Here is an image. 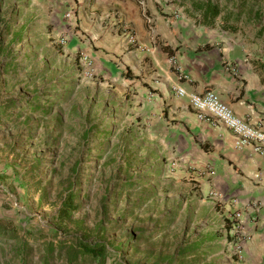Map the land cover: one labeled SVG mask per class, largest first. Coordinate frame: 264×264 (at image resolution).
Listing matches in <instances>:
<instances>
[{"label": "rangeland", "instance_id": "rangeland-1", "mask_svg": "<svg viewBox=\"0 0 264 264\" xmlns=\"http://www.w3.org/2000/svg\"><path fill=\"white\" fill-rule=\"evenodd\" d=\"M23 1L0 0V226L15 232L1 241L0 264H70L75 238L102 242L105 264H239L233 249L204 237L218 222L194 212L167 177L135 94L26 26ZM136 1L146 15L150 1L193 21L187 10L200 0ZM220 4L231 21L241 12L239 40L264 51V0ZM69 197L77 208L61 220ZM21 240L26 250L16 255Z\"/></svg>", "mask_w": 264, "mask_h": 264}, {"label": "crops", "instance_id": "crops-1", "mask_svg": "<svg viewBox=\"0 0 264 264\" xmlns=\"http://www.w3.org/2000/svg\"><path fill=\"white\" fill-rule=\"evenodd\" d=\"M23 2L26 26L43 28L40 35L48 42L61 34L63 14L75 9L79 35L67 50L84 51L97 72L114 74L135 94L137 113L151 118L152 138L162 146L167 177L185 192L194 212L219 224L211 223L204 237L233 249L239 264H264V157L238 147L226 128L199 121L189 105L191 94L211 91L237 117L264 120V51L242 43L239 31L162 15L150 1L148 15L136 0ZM175 88L185 95L175 96ZM209 193L214 197L206 199ZM256 203L259 208H252ZM234 216L246 235L238 251Z\"/></svg>", "mask_w": 264, "mask_h": 264}, {"label": "built area", "instance_id": "built-area-1", "mask_svg": "<svg viewBox=\"0 0 264 264\" xmlns=\"http://www.w3.org/2000/svg\"><path fill=\"white\" fill-rule=\"evenodd\" d=\"M63 21L65 23L62 27L61 34L53 39L52 44L64 52L68 49L69 42L79 35L78 19L75 9H68L63 14ZM126 31L128 32L127 41L135 45L136 39L132 31L129 29H126ZM74 54L76 55L79 68L84 71L87 70L91 64V58L88 54L80 49L74 52ZM173 90L177 97H183L185 95L184 90L181 88H175ZM189 105L199 121L217 124L226 128L238 138V147L250 148L253 153L264 157V120L252 122L249 118L242 119L237 117L231 109L211 91L201 94H191L189 96ZM207 197L213 198L214 194L209 193ZM252 208H259V204H253ZM233 220L236 223L234 224L232 236L235 237L234 246L235 250L238 251L239 245L246 235L243 234L241 230H238L236 216H234Z\"/></svg>", "mask_w": 264, "mask_h": 264}, {"label": "trees", "instance_id": "trees-1", "mask_svg": "<svg viewBox=\"0 0 264 264\" xmlns=\"http://www.w3.org/2000/svg\"><path fill=\"white\" fill-rule=\"evenodd\" d=\"M241 7L233 9L241 11ZM224 11L225 8L220 4V0H200L199 2L192 3L191 8L187 10V14L189 18L193 19L196 25H200L204 28H219L221 32L228 33L238 32L240 30L238 25L241 12L237 14L234 21H231V16L225 14ZM5 107L9 108V105ZM76 208L77 205L72 202L70 197L65 199L61 208L58 210L59 219H67L72 211H74ZM4 229L5 228L0 226V238H2V240L0 239V245H2L1 241H3V239H10L15 235L14 231L9 233L7 231L8 229ZM128 242L129 240L125 244H128ZM25 250V241L21 240L19 245L15 247V251H17L16 255H21V253H24ZM49 253L51 254L52 250L50 251L47 245V248H45L44 261L48 260V256L50 255ZM106 255L107 248L102 242H90L84 238H75V240L72 242L70 250L67 252L68 261L70 264H79L80 262H85L87 259H91L97 264H105Z\"/></svg>", "mask_w": 264, "mask_h": 264}]
</instances>
